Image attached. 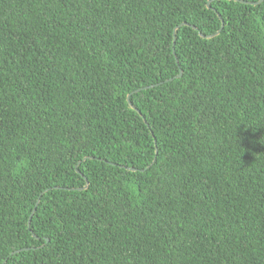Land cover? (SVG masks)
<instances>
[{"label": "trees", "instance_id": "trees-1", "mask_svg": "<svg viewBox=\"0 0 264 264\" xmlns=\"http://www.w3.org/2000/svg\"><path fill=\"white\" fill-rule=\"evenodd\" d=\"M242 1L0 0V264H264Z\"/></svg>", "mask_w": 264, "mask_h": 264}, {"label": "water", "instance_id": "water-1", "mask_svg": "<svg viewBox=\"0 0 264 264\" xmlns=\"http://www.w3.org/2000/svg\"><path fill=\"white\" fill-rule=\"evenodd\" d=\"M236 1H242V0H236ZM261 1H262V0H259L258 2H251V3H252V4H257V3H260ZM242 2L249 3V2H246V1H242ZM208 7H209V3H208ZM218 15H219V14H218ZM219 17H220V15H219ZM182 25H188V24L184 22V23H182ZM223 25H224V22H223V20H222V26H221V28L223 27ZM178 27H179V26H177V27L174 29V37H175L176 29H177ZM193 28H196V27L193 26ZM220 30H221V29H219L216 33H214V34H210V35H208V36H204V35L201 34V33H200V35H201L202 37L211 38V37H214V36H216L217 34H219ZM174 45H175V39H174V42H173V46H174ZM181 75H182V72H180L178 75H176L175 78H176V77H180ZM172 79H173V78H170V79H167V80H172ZM149 87H152V86H149ZM145 88H147V87L137 89L136 92H138V91H140V90H142V89H145ZM127 101L129 102L130 106H131L133 109L137 110L138 113H141V111L138 110V109L132 104V101H131V93H129V94L127 95ZM144 120H145V119H144ZM156 153H157V149H156ZM84 159H87V157H85ZM154 161H155V159H154ZM79 164H80V162H79ZM79 164L76 166L78 172H79V170H78V166H79ZM151 165H152V164H151ZM151 165H150V166H151ZM150 166H148V167H150ZM131 169H132V170H137L136 168H131ZM85 179H86V178H85ZM86 180H87V179H86ZM85 187H87V185H86ZM75 189H76V188H70V190H75ZM78 189L80 190V188H78ZM39 202H40V197H38V199H37V201H36V203H35V206H34L32 212H31V214H30V216H29V219H28V226H29V227H30V224H31V219H32V217H33V215H34V213H35L37 207H38ZM33 236L36 237V238H38L35 234H33ZM25 249L28 250L29 248H28V247L23 248V250H25ZM19 251H21V249L17 250L16 252H19Z\"/></svg>", "mask_w": 264, "mask_h": 264}, {"label": "clouds", "instance_id": "clouds-1", "mask_svg": "<svg viewBox=\"0 0 264 264\" xmlns=\"http://www.w3.org/2000/svg\"><path fill=\"white\" fill-rule=\"evenodd\" d=\"M26 248V247H25Z\"/></svg>", "mask_w": 264, "mask_h": 264}]
</instances>
